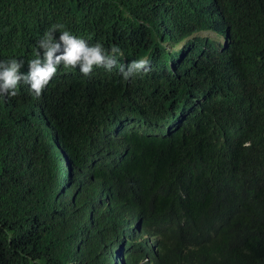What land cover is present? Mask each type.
<instances>
[{
    "label": "trees",
    "instance_id": "16d2710c",
    "mask_svg": "<svg viewBox=\"0 0 264 264\" xmlns=\"http://www.w3.org/2000/svg\"><path fill=\"white\" fill-rule=\"evenodd\" d=\"M65 31L116 63L0 95V264H264V0H0L22 74Z\"/></svg>",
    "mask_w": 264,
    "mask_h": 264
},
{
    "label": "clouds",
    "instance_id": "9594fccd",
    "mask_svg": "<svg viewBox=\"0 0 264 264\" xmlns=\"http://www.w3.org/2000/svg\"><path fill=\"white\" fill-rule=\"evenodd\" d=\"M220 42L225 44L224 40ZM38 45L43 49V61L39 58L33 59L29 63V72L22 74L19 69L23 66L22 62H17L15 59L8 63L0 62V95L14 97L16 95V87L18 83L23 80L24 83L30 86V89L39 97L42 89L49 83L50 79L57 71V66L63 64L65 67H79L84 75H89L93 66L105 67L111 69L116 61L104 54L105 50L97 43L94 46H87L82 39L76 38L63 32L58 41H53V36L49 35L46 39L38 41ZM113 53L118 49L113 48ZM58 53V54H57ZM147 61H134L127 72H124V77L127 79L132 69L144 68ZM123 71V69H121ZM54 140V139H53ZM53 151L59 153L58 157L63 180L70 178L72 171L70 165L61 155L59 150L53 145ZM75 177L81 175V172H74ZM84 175V174H82Z\"/></svg>",
    "mask_w": 264,
    "mask_h": 264
},
{
    "label": "rangeland",
    "instance_id": "374dc122",
    "mask_svg": "<svg viewBox=\"0 0 264 264\" xmlns=\"http://www.w3.org/2000/svg\"><path fill=\"white\" fill-rule=\"evenodd\" d=\"M115 256V255H114Z\"/></svg>",
    "mask_w": 264,
    "mask_h": 264
}]
</instances>
